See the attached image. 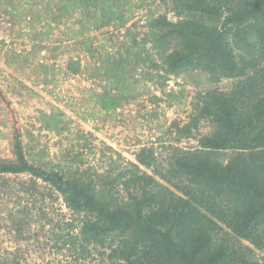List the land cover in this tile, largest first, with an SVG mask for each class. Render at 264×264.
<instances>
[{
    "label": "trees",
    "instance_id": "trees-1",
    "mask_svg": "<svg viewBox=\"0 0 264 264\" xmlns=\"http://www.w3.org/2000/svg\"><path fill=\"white\" fill-rule=\"evenodd\" d=\"M48 2L57 12L54 20L81 13L92 29L124 27L129 3L146 9V30L139 36L124 27L121 48L91 68V78L102 82L88 89L92 105L82 107L83 120L93 118L94 110L115 112L137 98L144 80L136 77L138 71L161 79V86L191 69L214 81H234L229 89L206 92L202 104L194 105L196 114L178 130L193 135L201 118L211 130L195 136L190 149L171 146L164 164L152 147H142L135 162L120 166L116 153L101 172L87 167L82 176L78 166L70 171L28 160L16 136L15 159L0 160V175L28 174L33 184L39 179L58 192L71 212L64 228L77 227L85 250L107 244L110 264H264V0ZM152 4L154 11H165L154 13L148 9ZM90 29L80 23L73 31L86 49L92 37L78 35ZM79 66L70 57L66 69L75 73ZM62 115L41 113L40 129L69 130L72 120ZM70 161L76 163L77 155ZM254 249L262 252L259 259Z\"/></svg>",
    "mask_w": 264,
    "mask_h": 264
},
{
    "label": "rangeland",
    "instance_id": "rangeland-1",
    "mask_svg": "<svg viewBox=\"0 0 264 264\" xmlns=\"http://www.w3.org/2000/svg\"><path fill=\"white\" fill-rule=\"evenodd\" d=\"M48 3L0 0V160L15 159L13 147L19 136L28 160L59 163L70 171L78 166L79 175L85 176V168L101 172L110 157L117 158L116 153L121 155L120 166L135 162L142 147H152L157 161L164 164L171 146L190 149L197 144L195 136L211 130L203 118L192 128L193 135L186 137L178 128L193 118L194 105L202 104L206 92L229 89L234 80L214 81L204 71L192 69L169 76L163 86L161 79L149 80L145 71L144 77L138 71L136 77L144 80L137 98L124 101L115 112L94 110L93 118L81 119L82 107L92 105L88 89H99L102 82L91 78V68L121 48L124 27L139 36L146 30V9L129 3L130 19L124 27L92 29L81 13L54 20L57 12ZM156 5L148 9L154 11ZM161 11L164 8L154 13ZM167 14L175 19L172 12ZM80 23L91 27L78 35L92 37L87 40L89 49L72 38ZM70 57L80 63L75 73L66 69ZM52 111L72 120L69 130L57 134L40 129V114ZM74 155L77 162L72 164ZM70 215L62 196L43 181L36 179L33 184L28 174H1L0 264H110L107 244L85 250L77 227L64 228ZM254 254L255 259L262 256L256 249Z\"/></svg>",
    "mask_w": 264,
    "mask_h": 264
}]
</instances>
